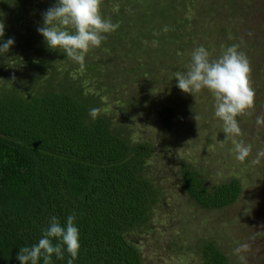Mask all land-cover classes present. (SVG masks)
Returning a JSON list of instances; mask_svg holds the SVG:
<instances>
[{"label":"rangeland","instance_id":"1","mask_svg":"<svg viewBox=\"0 0 264 264\" xmlns=\"http://www.w3.org/2000/svg\"><path fill=\"white\" fill-rule=\"evenodd\" d=\"M28 1L21 0L17 10L15 0L0 1V21L5 23L0 43L9 38L15 41L7 53H0V86L7 88L23 87L37 54L41 58L49 55L45 40H39L41 48L32 40L43 26L42 13L57 0ZM152 1L140 7L134 0L122 8L128 17L130 5L135 6L129 31L134 34L144 25L139 27L140 17L147 18L142 8L152 19L161 16L165 21H170L165 14L171 9L179 19L183 17L174 30L177 36L169 28L158 40L146 37L139 43V52L131 46V34L112 36L121 41H112L111 48L108 38L104 45L90 50L83 68L52 56L39 77L67 90V85H90L88 89L99 95L100 110L108 115L110 125L130 141L150 145L143 173L156 189V202L146 224L132 238L142 264H204L202 248L208 242L225 256V264H241L233 250L244 243L250 245L242 253L247 264H264V155H260L264 153V124L258 125L256 120L264 116V0H188L181 7L179 0H156L163 14L160 4L154 3L150 9ZM233 44H239L251 62L256 96L251 114L237 117L242 135L226 138L223 122L214 114L212 93L203 89L194 97L182 92L175 73L188 70L197 47H205L210 58L216 59L222 46ZM93 61V68H87ZM88 72L95 74L87 76ZM165 106L173 112L169 128L158 114ZM233 139L251 145V154L243 162L236 158ZM182 166L197 172L206 187L237 179L240 191L236 200L217 209L199 207L182 189Z\"/></svg>","mask_w":264,"mask_h":264},{"label":"trees","instance_id":"2","mask_svg":"<svg viewBox=\"0 0 264 264\" xmlns=\"http://www.w3.org/2000/svg\"><path fill=\"white\" fill-rule=\"evenodd\" d=\"M33 1L41 0L27 3ZM133 1L103 0V16L119 24L116 31L105 34L111 48L121 41L112 40V36L131 34V46L139 52L144 38L158 40L168 25L173 31L170 34L177 36L174 30L183 17L179 19L171 9L165 14L170 21H165L161 16L152 19L142 8L147 18L140 17L139 27L144 25L134 34L130 32L135 6L130 5L128 17L122 8ZM146 1L135 0L140 7ZM179 1L180 7L188 2ZM154 3L160 4L163 14L156 0L149 4L150 9ZM21 6V0H15L14 8ZM114 6H118L115 12ZM33 38V45L41 48L39 40L44 37ZM55 50L49 48L45 58L37 54L31 62L33 72L23 81L26 88L0 86V264H20L19 249L38 243L52 216L66 226L73 213L81 245L73 264H142L132 238L146 224L156 202V189L143 173L151 147L130 141L101 111L97 119L90 117V109H100L99 95L88 89L90 85L80 82L81 87L67 85V90L40 79L39 73L52 56L74 63L62 49ZM95 63L86 64L92 65L87 68ZM158 114L163 126L169 128L171 108L162 107ZM180 178L185 194L204 209L232 204L240 191L235 178L206 187L197 172L186 166L180 168ZM64 256L60 260L53 255V264H67L70 256L66 251ZM202 259L204 264H225V256L211 242L203 246Z\"/></svg>","mask_w":264,"mask_h":264},{"label":"clouds","instance_id":"3","mask_svg":"<svg viewBox=\"0 0 264 264\" xmlns=\"http://www.w3.org/2000/svg\"><path fill=\"white\" fill-rule=\"evenodd\" d=\"M103 0H57L55 6L42 13L43 26L37 28L51 49H62L66 56L85 66V56L93 48L101 46L106 35L119 28L102 14ZM168 31L167 26L163 29ZM5 35V23L0 21V39ZM14 38L0 43V53H7L14 45ZM222 54L211 59L209 51L197 47L191 54V64L185 73L176 72L177 87L184 93L195 94L207 89L215 98V116L223 122V132L227 137L242 135L238 116L251 114L255 107V89L252 87L251 62L247 55L240 51L239 44L223 47ZM99 108L89 110L92 119H97ZM196 118V117H195ZM197 120V118H196ZM257 124H264V116L256 118ZM236 158L245 161L251 154V145L232 140ZM260 155H264L261 153ZM256 163L259 160L254 161ZM76 215L67 217L66 226H62L56 216L50 218L47 228L42 229L38 243L30 247H21L17 255L20 264H53L52 257L65 258V251L73 264L80 251V233L75 224ZM55 241V243H54ZM250 250L247 243L240 244L233 252L241 264H247L242 254Z\"/></svg>","mask_w":264,"mask_h":264}]
</instances>
